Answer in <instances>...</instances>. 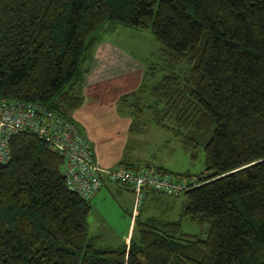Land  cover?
Instances as JSON below:
<instances>
[{"label": "trees", "instance_id": "16d2710c", "mask_svg": "<svg viewBox=\"0 0 264 264\" xmlns=\"http://www.w3.org/2000/svg\"><path fill=\"white\" fill-rule=\"evenodd\" d=\"M119 25L150 28L160 43L140 87L119 99L131 132L155 124L194 152L203 145L206 171L119 162L188 187L146 188L131 240L104 244L88 216L106 177L87 198L47 140L14 133L0 162V264H264V0H0V98L39 101L78 124L95 49ZM150 191L184 193L200 229L144 217Z\"/></svg>", "mask_w": 264, "mask_h": 264}, {"label": "rangeland", "instance_id": "374dc122", "mask_svg": "<svg viewBox=\"0 0 264 264\" xmlns=\"http://www.w3.org/2000/svg\"><path fill=\"white\" fill-rule=\"evenodd\" d=\"M110 40L127 47L135 53L151 58H158L160 43L150 28L139 29L119 25L116 31L106 32ZM132 137L127 150L129 159L140 162L151 161L163 165L174 172L189 171L199 174L206 171V154L204 146H199L195 152L188 148L174 132L163 126L148 124L145 131H137ZM134 160V161H135ZM105 185L91 199L92 210L88 216L90 232L100 236L104 244L117 245L130 241L135 230V213L138 209L136 192L130 188L121 187L117 182ZM162 202L153 206L151 198L143 208L144 216L163 214L169 219H182V229L185 232H197L200 225L185 214L186 196L159 195ZM164 200V201H163ZM168 201V202H167ZM166 208V209H165Z\"/></svg>", "mask_w": 264, "mask_h": 264}, {"label": "built area", "instance_id": "2783aa9c", "mask_svg": "<svg viewBox=\"0 0 264 264\" xmlns=\"http://www.w3.org/2000/svg\"><path fill=\"white\" fill-rule=\"evenodd\" d=\"M21 131L47 140L52 150L64 156L63 171L69 186L87 198L103 185L104 174L111 180L130 186L136 191L139 201L146 188L177 192L188 187L187 182L170 174H160L148 165L134 169L105 168L78 124L42 102L0 98V162L10 159V137Z\"/></svg>", "mask_w": 264, "mask_h": 264}, {"label": "crops", "instance_id": "0c3cea01", "mask_svg": "<svg viewBox=\"0 0 264 264\" xmlns=\"http://www.w3.org/2000/svg\"><path fill=\"white\" fill-rule=\"evenodd\" d=\"M114 31L116 30H112ZM147 59L148 57L132 50L128 51L127 47L110 40L106 35L95 49L84 82V101L74 110L73 116L89 136L105 168L116 166L124 159L132 162L135 160V157L131 160L127 156L128 147L134 137L130 130L132 116L121 113L118 103L122 94L140 87ZM104 177V186L114 184L106 174ZM159 195L154 191L148 192L145 204L151 198L149 203L152 201L151 205L156 206L155 203L162 202L161 198L163 199ZM136 213H139L138 209ZM150 215L160 214L148 216Z\"/></svg>", "mask_w": 264, "mask_h": 264}]
</instances>
